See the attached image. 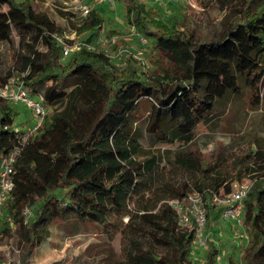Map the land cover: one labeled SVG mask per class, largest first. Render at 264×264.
Here are the masks:
<instances>
[{
	"label": "trees",
	"instance_id": "trees-1",
	"mask_svg": "<svg viewBox=\"0 0 264 264\" xmlns=\"http://www.w3.org/2000/svg\"><path fill=\"white\" fill-rule=\"evenodd\" d=\"M123 1L131 23L174 62V71L153 75L154 83L139 79L135 68L126 76L116 74L100 53L81 51L60 64L59 48L51 38L60 33L58 25L46 13L36 12L28 0H0V42L17 40L13 65L5 76L0 74V85L13 72L25 74V88L48 109L42 126L23 141L13 130L11 107L0 99V162L20 149L3 215L20 236L24 258L57 222L107 232L120 229L122 260L117 264H190L193 234L179 226L168 201L192 192L231 191L226 180L215 178L213 168L203 166L192 152L176 162L195 179L194 190L179 186L169 191L166 185L172 177L165 174L157 155L143 156L133 122L147 102L148 138L188 145L195 127L212 116L216 103L227 93L240 92V80L257 106L264 79V8L244 10L241 22L216 40L192 44L177 35L151 32L145 27L143 6L137 0ZM84 22L94 29L102 19L91 11ZM38 39L44 50L36 47ZM248 173L254 183L243 200L248 242L242 263L264 264L263 152L254 153ZM25 208L32 212L27 223ZM216 255V250L210 252L207 264Z\"/></svg>",
	"mask_w": 264,
	"mask_h": 264
},
{
	"label": "rangeland",
	"instance_id": "rangeland-1",
	"mask_svg": "<svg viewBox=\"0 0 264 264\" xmlns=\"http://www.w3.org/2000/svg\"><path fill=\"white\" fill-rule=\"evenodd\" d=\"M16 3L26 0H14ZM38 13H46L55 22L59 35L73 41H88L95 44L98 36H120L116 44L110 47L112 57H106L107 67L120 76H126L136 69L138 78L154 83V74L160 70L174 71V62L168 52L158 47L148 36L134 26L127 14L123 0H114L112 7L100 4L93 11L98 12L102 24L89 28L68 10L74 0H28ZM143 6L145 27L161 37L178 36L181 41L192 44L213 41L222 36L233 24L241 22L243 11L249 13L264 8V0H137ZM110 9V10H109ZM133 28V30H132ZM146 38V45H140L136 35ZM12 44L0 42V74L12 67L16 51V37ZM39 50L45 49L41 39L36 40ZM126 49L131 53H141L138 59L118 55ZM77 56V55H75ZM94 61L91 56H84ZM72 59L59 57V63L65 65ZM153 79V80H152ZM238 94L227 93L216 103L215 111L205 123L198 124L188 145L181 142L172 144L157 143L148 138L146 122L149 103L144 102L133 122L139 136L143 156L157 155L162 161L165 174L172 177L166 188L175 192V188L185 186L194 190V182L187 168L176 162L177 157L187 152L199 156L203 166L213 168L212 175L225 179L231 189L240 185H253L252 175L248 173L252 156L256 151L264 153V79L259 85V104H252L251 92L239 81ZM14 114V126L21 134H30L35 120L29 108L22 103H7ZM32 134V133H31ZM29 136V135H27ZM217 173L219 175L217 176ZM129 179V178H128ZM186 189V190H187ZM220 189V191H222ZM4 212H6V207ZM213 212V211H212ZM210 216L207 232L212 241L205 251L194 244L190 253V264H207V256L216 250L212 264H243L242 257L245 242L240 238L241 230L235 225L216 216ZM4 215L0 217V264H117L121 257L120 229L109 230L90 225L62 224L54 222L49 226L48 235L24 258V247L16 228L8 223ZM125 222L123 221V224Z\"/></svg>",
	"mask_w": 264,
	"mask_h": 264
},
{
	"label": "built area",
	"instance_id": "built-area-1",
	"mask_svg": "<svg viewBox=\"0 0 264 264\" xmlns=\"http://www.w3.org/2000/svg\"><path fill=\"white\" fill-rule=\"evenodd\" d=\"M103 3L112 7L114 0H74L69 4L68 10L81 20H85L95 7ZM132 34L137 36L140 45H146V38L139 36L137 33ZM51 38L59 48L61 60L63 61L69 55L77 54L81 51L100 53L106 57H112L110 47L116 44L120 36H98L95 44L88 41H73V39L59 34H52ZM123 54L126 57L131 56L138 59L141 53L133 54L126 49H122L118 55ZM24 77L25 74L13 72L7 82L0 85V99L8 103H22L30 109L35 120V125L29 132L31 134L42 126L48 115V109L40 98L32 96L25 88ZM13 130L18 137H22L23 141L27 135H30L21 134L16 127ZM19 152L20 149L18 147L15 148L9 156L3 158L0 162V217L3 216L4 204L13 188V164ZM250 188L251 186L248 185H240L234 190L231 189L229 193H223L222 191L207 194L192 192L182 198L170 200L168 204L177 214L179 226L193 234V244L201 251L208 249L209 242L213 238L212 234H209L206 230L210 208L217 210L221 219L234 224L238 231L241 230L240 238L247 245L248 236L243 229L242 212L243 200ZM23 216L24 223H27L32 216L31 210L25 208Z\"/></svg>",
	"mask_w": 264,
	"mask_h": 264
},
{
	"label": "crops",
	"instance_id": "crops-1",
	"mask_svg": "<svg viewBox=\"0 0 264 264\" xmlns=\"http://www.w3.org/2000/svg\"><path fill=\"white\" fill-rule=\"evenodd\" d=\"M95 8H97V9H99L100 10V8L99 7H95ZM110 10V9H109ZM216 216H218L219 217V214H218V212H216Z\"/></svg>",
	"mask_w": 264,
	"mask_h": 264
}]
</instances>
